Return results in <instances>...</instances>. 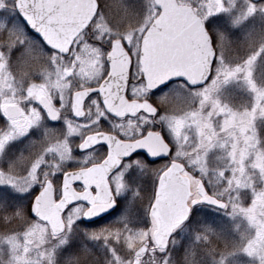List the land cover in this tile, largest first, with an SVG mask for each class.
Listing matches in <instances>:
<instances>
[{
    "label": "snow or ice",
    "instance_id": "snow-or-ice-1",
    "mask_svg": "<svg viewBox=\"0 0 264 264\" xmlns=\"http://www.w3.org/2000/svg\"><path fill=\"white\" fill-rule=\"evenodd\" d=\"M258 62L264 0H0V264H264Z\"/></svg>",
    "mask_w": 264,
    "mask_h": 264
},
{
    "label": "rangeland",
    "instance_id": "rangeland-1",
    "mask_svg": "<svg viewBox=\"0 0 264 264\" xmlns=\"http://www.w3.org/2000/svg\"><path fill=\"white\" fill-rule=\"evenodd\" d=\"M106 3L112 6L113 12L116 11V5L118 4V0H106ZM241 54H243V53L241 52ZM262 73H264V68H262L258 62V67H257V71H256L257 78H259ZM225 99L227 100V102H229L234 107H239L241 105H244L246 103L251 102L250 96H248L244 91L239 90L238 88L231 89L226 94ZM182 103L183 102L179 99H171L170 100V107H180V106H182ZM258 131H259V129H258ZM242 259L246 260L247 258L243 257Z\"/></svg>",
    "mask_w": 264,
    "mask_h": 264
},
{
    "label": "trees",
    "instance_id": "trees-1",
    "mask_svg": "<svg viewBox=\"0 0 264 264\" xmlns=\"http://www.w3.org/2000/svg\"><path fill=\"white\" fill-rule=\"evenodd\" d=\"M259 132H260V134L264 135V127H260L259 128ZM15 227H17L15 224L9 225L7 227H5L2 224H0V233H4L5 231H7V230H9L11 228H15Z\"/></svg>",
    "mask_w": 264,
    "mask_h": 264
}]
</instances>
